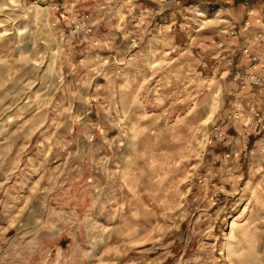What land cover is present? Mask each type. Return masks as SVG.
Returning a JSON list of instances; mask_svg holds the SVG:
<instances>
[{
  "label": "rangeland",
  "instance_id": "obj_1",
  "mask_svg": "<svg viewBox=\"0 0 264 264\" xmlns=\"http://www.w3.org/2000/svg\"><path fill=\"white\" fill-rule=\"evenodd\" d=\"M0 264H264V0H0Z\"/></svg>",
  "mask_w": 264,
  "mask_h": 264
},
{
  "label": "bare ground",
  "instance_id": "obj_2",
  "mask_svg": "<svg viewBox=\"0 0 264 264\" xmlns=\"http://www.w3.org/2000/svg\"><path fill=\"white\" fill-rule=\"evenodd\" d=\"M202 15H203L204 18H206V19L208 18L207 15L204 14V13H202ZM206 21L208 22L209 20H206ZM213 111H214V110H213V108H212L211 111L209 112V115H208V116H211V114H212Z\"/></svg>",
  "mask_w": 264,
  "mask_h": 264
}]
</instances>
